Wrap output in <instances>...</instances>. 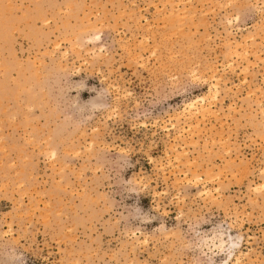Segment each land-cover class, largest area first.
<instances>
[{"label":"rangeland","instance_id":"374dc122","mask_svg":"<svg viewBox=\"0 0 264 264\" xmlns=\"http://www.w3.org/2000/svg\"><path fill=\"white\" fill-rule=\"evenodd\" d=\"M235 263L264 264V0H0V264Z\"/></svg>","mask_w":264,"mask_h":264},{"label":"bare ground","instance_id":"6f19581e","mask_svg":"<svg viewBox=\"0 0 264 264\" xmlns=\"http://www.w3.org/2000/svg\"><path fill=\"white\" fill-rule=\"evenodd\" d=\"M216 85H217V84H216ZM215 89L217 90V88H215ZM216 90H215V91H216ZM200 99L203 100V101H205L204 98H200ZM190 106H192V107L195 106V102H192V103L190 104ZM192 107H191V108H192ZM229 237H230V236H229ZM238 238H239V237H238ZM210 239H211V238H210ZM228 239H230V238H228ZM218 240H219V239H218ZM219 241H220V243H218L217 246H219L220 248H224L226 245H228V244H227L228 242H227L226 240H221V239H220ZM214 243H215V242H214ZM231 243H232V244L234 243L233 240H230V241H229V246H231V245H230ZM236 243H237V242H236ZM234 244H235V243H234ZM235 245H237V244H235ZM232 254H233V253H232ZM230 255H231V254H230ZM236 257H237V256H235V258H236ZM231 258H232V257H231ZM229 259H230V257H229ZM237 259H238V258H237ZM237 259H236V261H237ZM232 261H233V260H232ZM235 264H236V263H235Z\"/></svg>","mask_w":264,"mask_h":264}]
</instances>
